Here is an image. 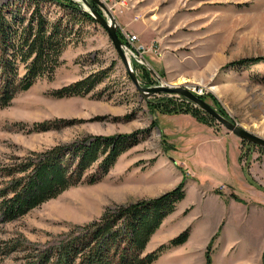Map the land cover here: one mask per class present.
I'll list each match as a JSON object with an SVG mask.
<instances>
[{
  "label": "rangeland",
  "instance_id": "1",
  "mask_svg": "<svg viewBox=\"0 0 264 264\" xmlns=\"http://www.w3.org/2000/svg\"><path fill=\"white\" fill-rule=\"evenodd\" d=\"M73 1L79 9L86 8ZM120 3L124 6L106 9L121 37L134 35V44L145 49L126 55L140 84L149 80L150 86L195 88L216 112L221 110L228 120L264 139V62L247 68L238 64L264 58V0ZM36 5L49 21L72 20L48 1L0 0V11L12 10L27 22ZM68 28L72 42L51 80H38L27 91L10 95L8 102L0 99V264H55L53 251L83 225L118 207L156 198L182 182L184 198L150 236L145 253L185 230L187 238L160 252L151 264H264V149L216 121L209 127L190 114L152 113L127 77L106 31L95 21ZM102 70L107 77L84 96L49 95ZM40 123L47 129H36ZM206 128L233 136L237 159L227 154L229 145L214 140ZM137 131L147 133L138 135V143L116 157L107 171L98 168L97 181L87 179L93 168L54 198L15 219H3L1 202L11 196L16 178L26 175H6L11 168L35 163L54 149L88 148ZM103 146L94 166L107 156Z\"/></svg>",
  "mask_w": 264,
  "mask_h": 264
},
{
  "label": "trees",
  "instance_id": "2",
  "mask_svg": "<svg viewBox=\"0 0 264 264\" xmlns=\"http://www.w3.org/2000/svg\"><path fill=\"white\" fill-rule=\"evenodd\" d=\"M35 1L52 2L72 16V20L64 24L62 20L49 21L38 5L29 14L27 22L25 18L13 14L12 10L6 11L5 14L0 11V99H6L5 102L10 100V95L27 91L38 80H51L55 70L62 63L61 56L65 48L72 42L69 24L95 21L90 15L82 12L73 0ZM90 4L101 13L96 5ZM119 38L122 40L121 33ZM262 61L264 62V58H255L238 61V64L247 68ZM143 70L145 74L149 72L146 67ZM107 74V71L102 70L55 89L49 95L54 98L84 96L93 91ZM146 83L141 84L145 87L151 85ZM150 99L145 101L152 113L162 116L190 114L198 123L209 127L215 125L212 117L179 95L160 93ZM217 111L227 118L221 110ZM155 126L156 119L151 124V127ZM35 127L38 130L47 129L43 123L35 124ZM144 133L147 131L123 134L112 137V142H95L88 148L80 146L69 152L54 149L47 157L35 163L27 161L17 170L11 168L6 175H13L16 171L25 172L26 175L23 179L16 178L10 187L11 196L1 202L3 219H15L45 200L54 198L68 185L80 182L85 173L93 168L94 172L90 173L87 179L90 182L97 181L101 177L98 176V168L107 171L116 157L137 144L138 135ZM101 145L105 147L102 154L107 156L94 166ZM72 158L74 160H71ZM183 185L182 182L156 198L118 207L113 213H106L99 220L87 226L83 225L76 235H71L53 251L51 256L57 259L55 264H151L160 252L184 243L187 238L188 232L185 230L167 245L162 244L158 249L145 253L150 236L184 198ZM44 262L41 264L47 263L46 260Z\"/></svg>",
  "mask_w": 264,
  "mask_h": 264
},
{
  "label": "water",
  "instance_id": "3",
  "mask_svg": "<svg viewBox=\"0 0 264 264\" xmlns=\"http://www.w3.org/2000/svg\"><path fill=\"white\" fill-rule=\"evenodd\" d=\"M79 1H81L86 7L85 9L82 10L80 9V10L90 15L95 20V22L98 23L106 31L117 55L120 58V61L122 62L125 68L127 77L133 83L135 90H137L145 100H148V98L152 97L153 95H157L160 93L179 95L185 98L186 100L190 101L192 104H194L196 107H198L205 113H207L209 116L215 119L217 123L222 125L225 129L233 133L238 138L245 140L248 143L255 144L264 149V139H261L260 137L251 134L250 132L240 127L238 124L222 116L219 112H216V110H214L210 106V104L203 101L193 91H190L188 87H181V86L171 87L162 84L156 86H148V87L142 86L136 74L134 73L130 62L128 61V57L126 56L128 53L131 56H134L135 54L133 53L132 50L126 47L124 42L120 40L118 26L114 21V19L112 18V16L110 15V13L107 11L105 5L100 0H79ZM89 2L95 4L100 9L99 11H101V13L96 11V9Z\"/></svg>",
  "mask_w": 264,
  "mask_h": 264
},
{
  "label": "built area",
  "instance_id": "4",
  "mask_svg": "<svg viewBox=\"0 0 264 264\" xmlns=\"http://www.w3.org/2000/svg\"><path fill=\"white\" fill-rule=\"evenodd\" d=\"M102 2L104 3V5L106 6V8H108L110 11L112 10L113 7H115L116 5L118 6H124L123 3H120V0H102ZM124 39H125V42H127V45L126 47L130 50H133L135 53H144L145 52V49L142 45H135V41H136V36L134 35H130L128 33H123V36ZM128 46H131L130 48ZM193 89V92H196L195 91V88H191ZM200 92V90H199ZM197 92V93H199ZM202 92V91H201ZM200 92V93H201Z\"/></svg>",
  "mask_w": 264,
  "mask_h": 264
},
{
  "label": "crops",
  "instance_id": "5",
  "mask_svg": "<svg viewBox=\"0 0 264 264\" xmlns=\"http://www.w3.org/2000/svg\"><path fill=\"white\" fill-rule=\"evenodd\" d=\"M207 132L209 133V135H212L213 136V139L214 140H218L219 142H223L224 144L227 143L228 145V148H227V154H234V159H237V155L239 153V150L237 149V146H238V142H236L235 140H233V136L229 135V134H226V132H222L221 134L219 133H216L212 128H206ZM225 148V147H224ZM224 150V149H223ZM226 150V148H225ZM236 151L238 153H236ZM236 162V161H235ZM238 165V163H236ZM239 167V165H238Z\"/></svg>",
  "mask_w": 264,
  "mask_h": 264
},
{
  "label": "bare ground",
  "instance_id": "6",
  "mask_svg": "<svg viewBox=\"0 0 264 264\" xmlns=\"http://www.w3.org/2000/svg\"><path fill=\"white\" fill-rule=\"evenodd\" d=\"M128 61L130 62V58H128Z\"/></svg>",
  "mask_w": 264,
  "mask_h": 264
}]
</instances>
